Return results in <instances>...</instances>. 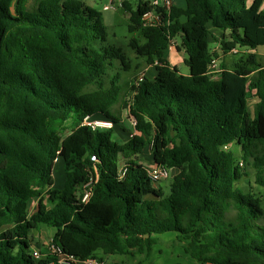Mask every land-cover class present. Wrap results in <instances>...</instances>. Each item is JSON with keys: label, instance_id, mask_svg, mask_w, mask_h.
Returning a JSON list of instances; mask_svg holds the SVG:
<instances>
[{"label": "trees", "instance_id": "1", "mask_svg": "<svg viewBox=\"0 0 264 264\" xmlns=\"http://www.w3.org/2000/svg\"><path fill=\"white\" fill-rule=\"evenodd\" d=\"M29 1L0 0V264L149 254L166 232L200 264H264V200L238 185L252 169L264 186V65L256 59L264 0H172L169 10L155 0L135 8L122 1L127 47L154 67L153 78L138 84L122 78L134 65L123 47L108 43L99 11L83 0ZM149 12L157 24L143 22ZM177 37L188 74L166 56ZM216 43L223 54L252 52L227 67ZM121 109L135 120L132 135ZM86 116L111 120L127 140L113 139V128L83 125ZM228 143L240 154L222 148ZM57 158L60 189L53 187ZM153 165L176 171L168 195L147 176ZM31 199L37 206L30 213ZM43 226L54 229L60 253L37 249L35 257V231Z\"/></svg>", "mask_w": 264, "mask_h": 264}, {"label": "rangeland", "instance_id": "2", "mask_svg": "<svg viewBox=\"0 0 264 264\" xmlns=\"http://www.w3.org/2000/svg\"><path fill=\"white\" fill-rule=\"evenodd\" d=\"M87 5L96 9L101 13L103 24L107 28L108 32V43L115 44L121 46L125 49L128 56L131 59L132 64L134 65L131 71L121 72L122 78L126 80L134 81L137 78L140 72H144L145 76L148 79L153 78L154 76V67L152 65L146 64L145 60L142 58H137L134 53L127 47V41L129 37L132 35L128 31V26L130 24L129 14L122 8L121 3L124 0H83ZM130 1L133 8H135L138 0H128ZM161 2V0H159ZM177 5L184 6V0H175ZM248 5L251 3V0H247ZM33 4V0L29 1V6L31 7ZM107 6L108 8H104ZM180 44L179 37L174 39V44L170 46L166 50V56L171 63V65L180 73L188 74V67L184 64L185 53L183 50L178 51L175 46ZM213 50L218 52L221 55L220 60L225 63L227 67H231L232 64L240 57L246 56L250 53L251 50L240 48L229 51L227 54H223L220 49V44L216 43L213 46ZM259 54H264V46H259L257 48ZM252 52V51H251ZM264 56V55H263ZM220 60H216L215 69L219 67ZM136 64H139L138 68H135ZM262 66L264 65V61L261 62ZM118 70V63L116 62L114 67H112L109 72L107 78L114 74ZM106 78V79H107ZM108 85V82H107ZM120 119L122 124L126 126H131L129 123V114L127 109H121L120 111ZM73 124H66L65 127L61 130V135H66L72 129ZM113 139H117L119 142H124L127 140V133L122 131L119 125L113 126ZM231 150L235 154H240V149L237 145H231ZM143 158L147 157L151 160L150 151L148 148L145 149ZM146 164V162H144ZM250 175L242 178L238 185L243 192H247L248 190H252L256 194L262 196L264 200V186H261L255 183L254 171L249 169ZM175 174L174 169H170V177L164 179L158 184L161 185L163 189L164 195L169 194V184L171 182L172 176ZM52 176H53V187L56 189H60L65 180V174L63 170V165L60 158H57L54 162L52 168ZM37 200L31 199L29 201L28 210L29 212H33L36 209ZM234 214V211L231 210L228 213V216ZM54 229L52 227L43 226L40 230L35 232V237L44 238L49 241L53 235ZM175 232H166L158 235V242L153 245L149 254H135L133 257L126 255H102L101 252H98V255L102 257L103 262L105 264H111L118 262L120 264H200L193 258H191L187 253H185L182 249L181 243L178 239L175 238ZM45 247L47 249L48 247Z\"/></svg>", "mask_w": 264, "mask_h": 264}, {"label": "built area", "instance_id": "3", "mask_svg": "<svg viewBox=\"0 0 264 264\" xmlns=\"http://www.w3.org/2000/svg\"><path fill=\"white\" fill-rule=\"evenodd\" d=\"M154 4L164 7L166 10H169L170 6L172 5V0H161V2H158L157 0L154 1ZM104 8H108L107 6H104ZM143 22L148 25H154L159 22V16L155 12H149L143 16ZM174 44V39H172L169 43V47ZM215 64V62H214ZM145 79V73L140 72L135 80V83L138 84L142 82ZM131 128L133 129L135 126V120L133 117H130L129 119ZM83 125H86L90 127L92 130H108L112 129L114 126V123L109 119L104 118H91L90 116H86L83 121ZM134 132L130 133L131 135ZM223 149H229L231 148V143L225 144L222 146ZM91 159L94 161L95 157H91ZM239 165L242 166V161L239 162ZM125 168H120V176L123 177L125 175ZM146 174L147 176L155 183L158 184L159 182L163 181L164 179L170 177V169L167 168L164 165L160 166H150L146 168ZM92 190V180L87 182L83 185L82 194H81V201H87L89 196L91 195ZM49 250L52 252L60 253V249L56 247L54 244L51 243V239L49 241L48 247ZM33 254L35 257H39L40 252L39 250L35 249L33 251ZM63 261V260H61ZM74 262L78 264H105L103 261H100L96 258H87L85 260H75Z\"/></svg>", "mask_w": 264, "mask_h": 264}, {"label": "crops", "instance_id": "4", "mask_svg": "<svg viewBox=\"0 0 264 264\" xmlns=\"http://www.w3.org/2000/svg\"><path fill=\"white\" fill-rule=\"evenodd\" d=\"M158 2H160L159 0H157ZM173 3H175V4H177L176 3V1L175 0H173ZM264 3V2H263ZM216 33H219V32H216ZM256 52H257V55H256V59H257V63L259 64V66H262V64H261V62L262 61H264V54H259L258 53V51H257V49H256ZM130 123V122H129ZM124 125V124H123ZM126 128H131V126H126V125H124ZM132 129V128H131ZM133 132V129H132V131L131 132H129V133H132ZM144 152H145V150L142 152V154H141V156L144 154ZM143 157V156H142ZM144 159V161L148 164V163H150L149 161H152V160H150L149 158H147V157H145V158H143ZM175 173H176V171H175ZM36 232V234H37V231H35ZM35 234V235H36ZM47 244H48V241L46 240V239H44V238H40V237H35V249H40L41 251H43V250H45V247L47 246Z\"/></svg>", "mask_w": 264, "mask_h": 264}]
</instances>
